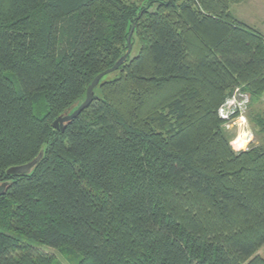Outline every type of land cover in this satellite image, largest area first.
I'll use <instances>...</instances> for the list:
<instances>
[{"label":"trees","instance_id":"obj_1","mask_svg":"<svg viewBox=\"0 0 264 264\" xmlns=\"http://www.w3.org/2000/svg\"><path fill=\"white\" fill-rule=\"evenodd\" d=\"M243 1L0 0V264H264V117L236 151L220 115L264 97Z\"/></svg>","mask_w":264,"mask_h":264},{"label":"rangeland","instance_id":"obj_2","mask_svg":"<svg viewBox=\"0 0 264 264\" xmlns=\"http://www.w3.org/2000/svg\"><path fill=\"white\" fill-rule=\"evenodd\" d=\"M130 2L145 3L148 0H129ZM233 14L241 21L250 23L254 27L261 29L264 32V0L261 5L258 0H246L242 3L235 4L231 8ZM140 45L135 44L133 48V55L138 54ZM11 76L14 77L13 74ZM16 79V78H15ZM239 92L241 90L237 88L234 92L232 98L228 99L229 102L238 101L242 107H244V112L239 116L232 118V109L229 103L223 108L225 112L220 115L227 119L225 127L227 128V133L231 139V145L236 151L247 150L252 146L261 143V132L260 127L257 125L258 118L260 116L264 117V97H262L258 102L252 104L246 109V104L249 103L248 98L239 99ZM237 96V97H236ZM249 96V95H248ZM245 99V100H244ZM233 105V104H232ZM42 154L39 156L41 157ZM51 253L55 254L59 259L60 264H72L67 260L58 250L46 249ZM264 257V247L256 253V255Z\"/></svg>","mask_w":264,"mask_h":264},{"label":"water","instance_id":"obj_3","mask_svg":"<svg viewBox=\"0 0 264 264\" xmlns=\"http://www.w3.org/2000/svg\"><path fill=\"white\" fill-rule=\"evenodd\" d=\"M134 29H135V25L133 26V28H132V30H131L128 38H127L128 39V48L125 51V53L115 62V64L112 67H110V68L106 69L105 71L101 72L100 74H98L94 78L92 83L87 88L86 97H85V99L82 102H80L79 104L75 105L74 107L66 110L64 113L59 115L54 120L52 126L55 129H57V130L60 129V130L64 131L65 127H66V124L68 122H70L71 120L77 118L88 106H90L92 104L94 99L97 97L96 88L99 86V84L102 81V79L105 76H107L108 74H111V73L117 71L123 64H125L128 61L129 56L131 55V52L133 50L132 36H133ZM41 157L36 158L34 161H32V162H30L28 164L17 166V167H13V168H11L9 170V172L17 173V174L30 173V172H32V170L34 169L36 164L39 162ZM0 193H1V190H0Z\"/></svg>","mask_w":264,"mask_h":264},{"label":"built area","instance_id":"obj_4","mask_svg":"<svg viewBox=\"0 0 264 264\" xmlns=\"http://www.w3.org/2000/svg\"><path fill=\"white\" fill-rule=\"evenodd\" d=\"M229 103H231V105H230V107H233V109H232V114L236 111V109H237V107L239 106V108L241 109V111L242 112H244V107H242L241 105H240V103L236 100V101H234V102H229ZM233 104V105H232ZM225 112V110H223V108H221V114L223 115V113ZM223 117H225V116H223Z\"/></svg>","mask_w":264,"mask_h":264},{"label":"crops","instance_id":"obj_5","mask_svg":"<svg viewBox=\"0 0 264 264\" xmlns=\"http://www.w3.org/2000/svg\"><path fill=\"white\" fill-rule=\"evenodd\" d=\"M244 1H246V0H244ZM259 1V3L262 5L263 4V0H258ZM232 8V7H231ZM263 23H264V20H263ZM248 24H250V23H248ZM251 26H253L252 24H250ZM257 28V27H256ZM259 29V28H258ZM263 34H264V32L261 30V29H259Z\"/></svg>","mask_w":264,"mask_h":264}]
</instances>
